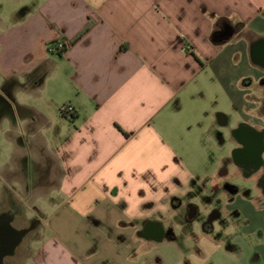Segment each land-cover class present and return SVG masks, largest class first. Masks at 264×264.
<instances>
[{"label": "crops", "instance_id": "obj_1", "mask_svg": "<svg viewBox=\"0 0 264 264\" xmlns=\"http://www.w3.org/2000/svg\"><path fill=\"white\" fill-rule=\"evenodd\" d=\"M256 48L264 0H0V246L22 233L5 263L150 264L144 224L244 176L245 134L260 176ZM251 190L229 206L264 213Z\"/></svg>", "mask_w": 264, "mask_h": 264}, {"label": "rangeland", "instance_id": "obj_2", "mask_svg": "<svg viewBox=\"0 0 264 264\" xmlns=\"http://www.w3.org/2000/svg\"><path fill=\"white\" fill-rule=\"evenodd\" d=\"M5 151V145L0 142V152ZM228 180L237 185L241 192L248 191L244 195L254 197L251 190L254 187L253 180L245 179L242 175H230ZM223 184L222 181L209 192L200 190L180 197L183 205L193 201L201 207L199 216L192 225V235L182 236L176 241L151 243L154 249L151 252L150 264H264V213L255 214L249 203H244V210L241 209V212L237 208H231L229 203L238 199L234 195V189L228 190ZM215 204L225 217L215 222L214 232L202 233L198 223ZM181 208L182 206L174 211L173 206L171 217L165 216L161 219L165 224L175 225L173 219L181 222L180 217L184 213ZM36 222L33 218L25 221L23 226H36ZM175 230L178 232V227ZM24 264L32 262L24 261Z\"/></svg>", "mask_w": 264, "mask_h": 264}, {"label": "flooded vegetation", "instance_id": "obj_3", "mask_svg": "<svg viewBox=\"0 0 264 264\" xmlns=\"http://www.w3.org/2000/svg\"><path fill=\"white\" fill-rule=\"evenodd\" d=\"M231 31L232 34L233 32L235 33V29L233 27L230 28L225 24L218 30L217 35L222 36L227 33H231ZM255 53H256V60L264 64V49L256 48ZM261 150H263V143L261 137L259 135L254 136V135L245 134L244 147L241 150L237 151L235 154V159L239 160L242 164H244L243 168L245 173L244 175L245 179L250 178V176L247 175L246 172L251 173L250 170L252 169L258 170L259 167L261 166V161L259 158ZM252 182H253L252 186L257 187L259 193L262 194V196L264 197V171L260 176H258ZM223 187H225L228 190L234 189L235 191L238 189V186L231 182L224 183ZM178 204L179 205L177 208H180L182 206L184 210L183 216L180 217L181 222L180 221L178 222L177 220L173 219V221L177 223H175V225H172L170 223L165 224L159 222L158 220L148 221L147 223L144 224L142 233H144L147 237H151L155 243H161L165 240L176 241L180 239L182 236L188 237L189 233L194 229V226L192 225L193 222L198 218L199 212L201 211V207L193 201H189L183 205L181 199H179ZM195 206L197 207V209L194 208ZM222 219H224V216H222V212L220 211L219 206L215 204L211 206L210 211L208 212L205 218L201 219V221L198 223V226L202 230V233L208 234L214 232L215 222L220 221ZM222 225L223 224L220 225L218 224V226H222ZM175 226L178 227L179 229L178 232H176ZM7 250H8L7 246L5 245L0 246V254H3ZM5 258L3 257V264H6Z\"/></svg>", "mask_w": 264, "mask_h": 264}, {"label": "trees", "instance_id": "obj_4", "mask_svg": "<svg viewBox=\"0 0 264 264\" xmlns=\"http://www.w3.org/2000/svg\"><path fill=\"white\" fill-rule=\"evenodd\" d=\"M89 28H90V25L89 24H87L86 26H85V28L81 31V33L75 38V39H73V41L72 42H75L76 40H78L87 30H89ZM49 46H48V49H50V50H52V51H54V52H56V54L58 55V56H62V54L64 53V51L66 50V44H62V46L61 47H59L58 46V43L56 42V41H53V42H51V43H49L48 44ZM61 113L63 114V115H67L68 113H66L63 109L61 110ZM69 116V115H68ZM74 116L72 115V114H70V119H72Z\"/></svg>", "mask_w": 264, "mask_h": 264}, {"label": "water", "instance_id": "obj_5", "mask_svg": "<svg viewBox=\"0 0 264 264\" xmlns=\"http://www.w3.org/2000/svg\"><path fill=\"white\" fill-rule=\"evenodd\" d=\"M227 34L230 35L231 33H227ZM194 208L197 209L196 206ZM6 234L15 235L16 240L9 247H7L8 250H13L16 244L20 241L22 233L8 226V228L1 233V235L3 236H6ZM0 264H3V254H0Z\"/></svg>", "mask_w": 264, "mask_h": 264}, {"label": "built area", "instance_id": "obj_6", "mask_svg": "<svg viewBox=\"0 0 264 264\" xmlns=\"http://www.w3.org/2000/svg\"><path fill=\"white\" fill-rule=\"evenodd\" d=\"M62 44H63V42H58V46H59V47H61ZM72 109H73V108H72L71 106H65V107L63 108V110H64L66 113L71 112Z\"/></svg>", "mask_w": 264, "mask_h": 264}]
</instances>
